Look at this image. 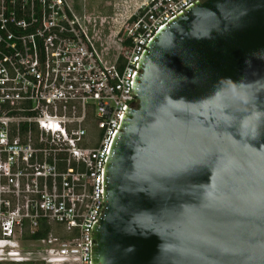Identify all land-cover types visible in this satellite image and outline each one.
Wrapping results in <instances>:
<instances>
[{
  "label": "water",
  "instance_id": "95a60500",
  "mask_svg": "<svg viewBox=\"0 0 264 264\" xmlns=\"http://www.w3.org/2000/svg\"><path fill=\"white\" fill-rule=\"evenodd\" d=\"M139 65L91 264H264V0H198Z\"/></svg>",
  "mask_w": 264,
  "mask_h": 264
},
{
  "label": "built area",
  "instance_id": "2783aa9c",
  "mask_svg": "<svg viewBox=\"0 0 264 264\" xmlns=\"http://www.w3.org/2000/svg\"><path fill=\"white\" fill-rule=\"evenodd\" d=\"M197 1L0 0V261L91 264L105 163L143 52ZM40 220L48 234L24 239Z\"/></svg>",
  "mask_w": 264,
  "mask_h": 264
},
{
  "label": "trees",
  "instance_id": "16d2710c",
  "mask_svg": "<svg viewBox=\"0 0 264 264\" xmlns=\"http://www.w3.org/2000/svg\"><path fill=\"white\" fill-rule=\"evenodd\" d=\"M49 229H50L49 224H47L44 220H40L37 231L31 237L25 234L24 239H28V238L39 239L41 237L46 236L49 232ZM61 236L66 237L68 236V234L62 233ZM0 264H45V262L40 258H31L22 262L0 261Z\"/></svg>",
  "mask_w": 264,
  "mask_h": 264
},
{
  "label": "rangeland",
  "instance_id": "374dc122",
  "mask_svg": "<svg viewBox=\"0 0 264 264\" xmlns=\"http://www.w3.org/2000/svg\"><path fill=\"white\" fill-rule=\"evenodd\" d=\"M77 1V0H75ZM106 0H88V6L89 7H92L93 5L95 6L94 8L95 9H101L103 10L105 7H102V5L104 4ZM63 232L62 231H58V235H61ZM24 248L29 251V252H37L38 249L40 248V245L38 244L37 241H34V240H31V241H26L24 243ZM41 250V249H40ZM39 250V252H41ZM30 256H33V257H42V254L41 253H38V254H30Z\"/></svg>",
  "mask_w": 264,
  "mask_h": 264
}]
</instances>
